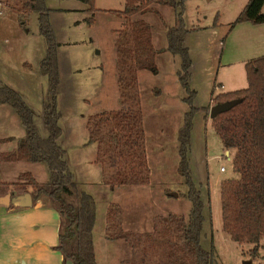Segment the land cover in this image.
Listing matches in <instances>:
<instances>
[{"label":"rangeland","instance_id":"374dc122","mask_svg":"<svg viewBox=\"0 0 264 264\" xmlns=\"http://www.w3.org/2000/svg\"><path fill=\"white\" fill-rule=\"evenodd\" d=\"M19 1L0 0V84L21 94L34 113L39 131L47 137L43 101L48 78L41 72L46 40L39 29L38 12L26 13L17 8ZM248 1L185 0L183 16L188 30L184 44L193 61L189 83L196 91L194 105L198 108L191 129L190 168L205 203L201 242L208 250L214 246L216 264H264V238L254 256V245L235 242L223 229L222 183L239 174L233 167L235 149L225 146L210 117L214 97L247 87L246 62L264 55V28L255 33L251 23L234 25ZM93 4L95 9L91 10L83 0H47L52 9L50 21L60 44L58 106L62 135L58 143L66 151L75 180L89 188L96 198L94 237L99 264H159L165 255L150 235L164 229L165 217L188 216L192 208L185 178L178 172L179 129L190 109L184 100L188 92L178 76L180 55L163 51L155 57L158 73L148 69L137 71L150 168L146 184L111 187L105 182L104 167H109L97 161L98 145L88 142L87 121L103 111L124 107L116 40L127 23L149 22L154 47L164 48L168 46V29L176 23V10L153 4L154 10L127 18L115 12L125 8L126 0H94ZM25 134L14 107L0 102V155L18 149ZM28 172L40 183L49 180L46 162L0 158V194L11 192L18 196L33 192L35 187L20 177ZM111 205L125 235L117 239L108 238ZM12 206L19 208L18 204ZM116 231L112 233L119 235ZM67 263L72 264L70 260Z\"/></svg>","mask_w":264,"mask_h":264},{"label":"trees","instance_id":"16d2710c","mask_svg":"<svg viewBox=\"0 0 264 264\" xmlns=\"http://www.w3.org/2000/svg\"><path fill=\"white\" fill-rule=\"evenodd\" d=\"M95 9L94 0H83ZM153 4L168 5L176 10V23L168 29V46L156 49L152 42V27L145 20L127 23L117 38L119 90L124 104L122 109L108 110L90 116L87 121L89 143H97V161L105 170L104 180L111 187L126 184H146L150 168L146 160L145 130L140 105L139 69L158 73L155 57L163 51L180 55L181 67L178 76L188 92L184 99L190 109L185 113L179 129L180 162L178 172L188 186L187 197L192 202L188 216L170 214L165 217V227L150 235L164 252L159 264H216L215 248L202 245L205 203L201 189L195 183L190 168V140L196 91L191 88L190 68L193 64L188 47L184 44L188 30L184 23L185 0H126L118 15L130 18L137 13L154 10ZM24 12H38L39 29L46 40V55L41 62V72L48 78L43 108L45 125L49 135L39 131L32 109L19 92L0 84V102L10 104L21 117L25 137L18 149L0 155L2 160L23 162H46L49 180L38 182L31 173H22L21 178L35 187L31 192L34 204L44 199L60 214L58 244L54 249L63 255V264H99L95 252L94 227L97 219V202L92 191L79 184L66 159L65 149L58 143L62 135L59 124L61 112L58 106L60 86L58 47L59 42L50 21L52 9L47 0H20ZM264 0H249L234 25L242 22L264 24L262 11ZM248 86L218 94L215 104L238 99L240 102L228 111L213 118V123L225 146L235 149L233 167L238 177L224 179L222 183L223 229L231 239L240 244L254 245L257 251L264 238V55L246 63ZM116 211L110 206L108 214V238L117 239L122 234ZM119 235L112 233L114 230Z\"/></svg>","mask_w":264,"mask_h":264},{"label":"crops","instance_id":"0c3cea01","mask_svg":"<svg viewBox=\"0 0 264 264\" xmlns=\"http://www.w3.org/2000/svg\"><path fill=\"white\" fill-rule=\"evenodd\" d=\"M263 28L251 23L255 33ZM60 222L59 212L43 199L30 207L0 203V264H63L62 253L54 249Z\"/></svg>","mask_w":264,"mask_h":264},{"label":"water","instance_id":"95a60500","mask_svg":"<svg viewBox=\"0 0 264 264\" xmlns=\"http://www.w3.org/2000/svg\"><path fill=\"white\" fill-rule=\"evenodd\" d=\"M239 102L240 100L238 99H232L230 101L215 104L214 106L211 107L210 117L214 118L218 114L230 110L235 105H237ZM172 195L178 196L177 193H173ZM0 203L7 205V206H10L11 204H18L21 207H30L34 204L33 197L30 192H26L25 194L18 195V196H13L9 192L3 196H0Z\"/></svg>","mask_w":264,"mask_h":264},{"label":"built area","instance_id":"2783aa9c","mask_svg":"<svg viewBox=\"0 0 264 264\" xmlns=\"http://www.w3.org/2000/svg\"><path fill=\"white\" fill-rule=\"evenodd\" d=\"M0 13H1V11H0ZM221 170H222V171H225V170H226V167H225V166H222V167H221Z\"/></svg>","mask_w":264,"mask_h":264}]
</instances>
